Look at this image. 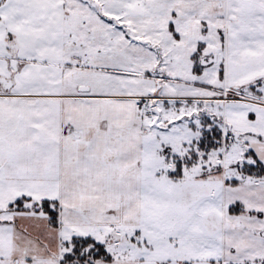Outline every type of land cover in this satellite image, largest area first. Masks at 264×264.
Listing matches in <instances>:
<instances>
[{
  "label": "snow or ice",
  "instance_id": "1",
  "mask_svg": "<svg viewBox=\"0 0 264 264\" xmlns=\"http://www.w3.org/2000/svg\"><path fill=\"white\" fill-rule=\"evenodd\" d=\"M0 264H264V0H0Z\"/></svg>",
  "mask_w": 264,
  "mask_h": 264
}]
</instances>
